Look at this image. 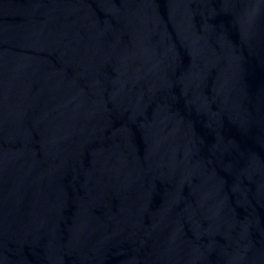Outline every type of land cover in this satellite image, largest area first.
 Returning <instances> with one entry per match:
<instances>
[{
    "label": "water",
    "instance_id": "95a60500",
    "mask_svg": "<svg viewBox=\"0 0 264 264\" xmlns=\"http://www.w3.org/2000/svg\"><path fill=\"white\" fill-rule=\"evenodd\" d=\"M0 264H264V0H0Z\"/></svg>",
    "mask_w": 264,
    "mask_h": 264
}]
</instances>
